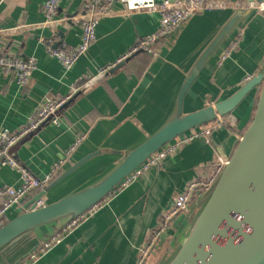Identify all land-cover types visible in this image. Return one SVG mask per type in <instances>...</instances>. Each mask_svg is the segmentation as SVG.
Segmentation results:
<instances>
[{
	"label": "crops",
	"instance_id": "obj_1",
	"mask_svg": "<svg viewBox=\"0 0 264 264\" xmlns=\"http://www.w3.org/2000/svg\"><path fill=\"white\" fill-rule=\"evenodd\" d=\"M43 1L0 0V56L33 58L37 64L29 85L23 89L10 74L0 71V129L14 131L23 125L48 94L66 96L74 89L80 90L63 108L59 127L43 126L21 139L12 151L17 163L40 179L81 137L53 181L79 160L95 154L46 192L41 199L45 206L98 182L126 153L165 125L173 117L178 93L200 55L236 12L251 9L243 0H215L221 6L188 17L171 35L160 39L155 45L156 58L138 53L124 61L120 59L137 38L156 31L159 14L106 17L98 23L95 41L86 54L65 72L47 53L45 43L52 48L60 43L75 46L81 31L72 24L43 26ZM88 1L63 0L59 17L75 15ZM239 27L242 38L238 47L218 67L219 53L236 36ZM105 67L108 69L104 77L82 88L85 81ZM263 67L264 12L251 9L248 14L239 13L236 26L199 71L183 98L182 115L228 99ZM258 91V87L253 89L223 117L233 125L212 129L216 125L213 122L190 131L202 133L211 129L209 139L205 135L193 138L159 165L139 171L129 185L106 197L94 214L58 236L57 243L27 264H140L142 250L173 198L184 193L191 182L206 180L220 161L231 157L240 133L253 116ZM17 182L15 171L0 167V187L16 186ZM40 192L28 194L19 207L8 211L4 221L24 212L26 203ZM203 204L204 198L194 194L188 210L174 217L166 234L141 264H166L188 236ZM68 223L59 221L34 230L0 252V264H21L30 252L50 236L61 233Z\"/></svg>",
	"mask_w": 264,
	"mask_h": 264
},
{
	"label": "water",
	"instance_id": "obj_2",
	"mask_svg": "<svg viewBox=\"0 0 264 264\" xmlns=\"http://www.w3.org/2000/svg\"><path fill=\"white\" fill-rule=\"evenodd\" d=\"M242 2L262 3L264 0ZM250 11L236 12L200 55L178 93L175 113L165 125L126 153L114 169L95 184L36 209V203L46 192L95 154L87 155L67 169L26 203L24 212L0 227V252L4 253L40 227L81 216L104 200L150 156L177 137L228 115L258 87L251 123L236 142L231 157L210 191L201 195L204 204L198 217L178 251L166 264H264V67L228 99L182 115L183 98L199 71L236 26L239 13L248 14ZM240 30L241 27L235 34ZM191 199L192 195L189 201Z\"/></svg>",
	"mask_w": 264,
	"mask_h": 264
},
{
	"label": "built area",
	"instance_id": "obj_3",
	"mask_svg": "<svg viewBox=\"0 0 264 264\" xmlns=\"http://www.w3.org/2000/svg\"><path fill=\"white\" fill-rule=\"evenodd\" d=\"M62 1L63 0H44L41 4V12L44 18L42 25L45 27L53 28L58 25L72 24L80 28V40L77 45L71 46L66 43H60L56 48H47V53L59 62L65 72H68L77 61L86 54L90 45L95 41V31L98 23L106 17H127L137 13H158L159 19L156 31L150 36L137 38L134 45L120 61H124L138 53H146L150 57L156 58L158 52L155 45L160 39L171 35L188 17L201 13L206 9L221 6V4L217 3L215 0H161L160 3H157L155 0H89L84 4L81 11L75 15L59 17L58 13ZM247 4L255 11L264 12V2ZM239 5H243V3L240 2ZM241 38L242 29L218 56V67H220L223 62L230 57L231 53L236 50ZM36 66V61L33 58L24 59L18 56H0V71L5 74H10L20 89L29 85L32 74L36 70ZM107 69L108 67L100 69L96 77L85 81L82 88L86 89L89 85H92L95 81L104 77ZM248 79L249 78H247L246 81ZM78 92H80V90L74 89L71 94L66 96L48 94L39 102L36 110L27 117L23 125L14 131L0 129V167L10 168L18 174L16 186L0 187V227L6 223L4 220L8 211L19 207L28 194L36 191H43L62 172L64 166L82 141V138L76 139L74 143L66 149L62 157L52 165L48 173L40 179L35 178L25 167L17 163L13 155V148L21 139L37 132L45 125L59 127L62 122L61 113L63 108L70 103L74 97L73 95L78 94ZM215 123L216 125H214L212 129L223 124H227L228 126L233 125L230 119L224 120L223 117L218 118ZM203 131V134L188 132L168 143L161 150L150 156L141 167L119 183L109 195L129 185L136 178L139 171L159 165L161 161L175 154L183 145L193 138L205 135L208 136L209 139L211 129ZM225 163L226 162L220 161V166L215 168L213 173L206 180L191 182L184 193L173 198L170 207L161 213L156 227L151 232L142 250V257L139 261L140 264L153 250L157 241L166 234L174 217L188 210L190 195H192V197L194 194L201 196L210 191ZM41 199L36 203V209L45 206ZM101 202L93 205L81 216L69 221L67 226L62 229L61 233L52 235L43 241L37 247L36 251L27 255L21 264L35 261L40 255L59 241L58 236L73 229L80 220L94 214L101 207Z\"/></svg>",
	"mask_w": 264,
	"mask_h": 264
},
{
	"label": "trees",
	"instance_id": "obj_4",
	"mask_svg": "<svg viewBox=\"0 0 264 264\" xmlns=\"http://www.w3.org/2000/svg\"><path fill=\"white\" fill-rule=\"evenodd\" d=\"M45 45H46V48H51V47H52L50 43H45ZM258 95H259V91H258L257 97L255 98L254 109H255V104H256V101H257ZM252 117H253V116H252ZM252 117H251V120H252ZM251 120H250V123H251ZM213 122H215V121H213ZM213 122H210V123H208V124H206V125H203L204 128H206L208 125H210V124L213 123ZM250 123H249V124H250ZM244 131H245V130H244ZM244 131H243V132H244ZM243 132L240 133L241 136H242Z\"/></svg>",
	"mask_w": 264,
	"mask_h": 264
}]
</instances>
